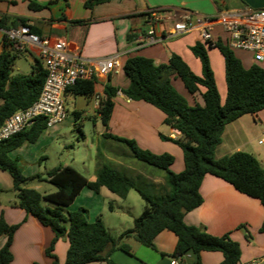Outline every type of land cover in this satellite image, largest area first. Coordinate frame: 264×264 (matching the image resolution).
<instances>
[{
  "label": "trees",
  "instance_id": "1",
  "mask_svg": "<svg viewBox=\"0 0 264 264\" xmlns=\"http://www.w3.org/2000/svg\"><path fill=\"white\" fill-rule=\"evenodd\" d=\"M23 1L33 11L47 8L34 0ZM109 1L86 0L85 7L92 9ZM26 24L29 23L24 18L14 23L15 26ZM30 27L34 33H38L33 26ZM205 45L197 43L192 48L202 63V76H197L176 54L171 56L168 64L156 65L149 58L132 56L122 65L130 81L129 87L122 90L123 94L131 100L156 107L164 114V123L181 133L179 139L163 138L173 141L182 149L184 170L180 173L171 171L174 157L168 153L154 154L141 149L134 140L111 134L104 136L126 146L130 156L143 165L165 172V192L157 190L156 185L144 176L130 177L115 170L99 156L95 180H89L70 166L54 168L44 179L40 176L31 178L45 181L56 188L55 192L41 194L26 187L30 179L23 174L19 159H13L9 154L26 143L36 142L48 128L46 118H38L26 131L0 142V168L8 171L13 179L16 193L14 205L54 232V238L46 249V255L53 260V264H60L54 249L56 242L64 237L69 241L65 264H115L111 259L114 251L132 254L126 240L134 238L141 245L156 250L154 240L164 230L177 236L172 258L181 259L192 252L197 257L196 264H201L202 252H221L224 257L221 264L240 263V244L229 234L214 236L203 227L187 225L184 217L203 203L200 188L206 175L228 182L238 192L259 200L264 206V168L259 160L244 151H236L219 159L216 157L228 124L245 115H258L264 110V67L255 63L246 68L235 50L229 47L227 38L217 41L215 46L208 45L217 48L225 61L227 96L222 104ZM20 56L5 40L0 43V127L9 116L31 106L40 96L45 83L47 71L38 58H34L30 74L12 75V68ZM172 74L183 82L192 96L203 88V104L189 103L175 89ZM95 90L96 81H80L67 93L92 98ZM117 92V88L106 85V96L98 108L104 126H108ZM103 187L122 199L135 190L145 203L141 216L134 220V227L118 237L110 233L101 217L89 222L86 209L67 210L84 188L99 193ZM109 206L110 210H115L113 203ZM20 225H10L3 216L0 217V237L7 235V241L0 249V264L12 263L11 245ZM260 231L264 232V223ZM247 237L251 239V234L248 233Z\"/></svg>",
  "mask_w": 264,
  "mask_h": 264
},
{
  "label": "crops",
  "instance_id": "2",
  "mask_svg": "<svg viewBox=\"0 0 264 264\" xmlns=\"http://www.w3.org/2000/svg\"><path fill=\"white\" fill-rule=\"evenodd\" d=\"M34 1L47 6V8L33 11L28 7V3L23 0H0L2 28L17 27L14 23L18 19L24 18L27 23L37 30L38 33L36 34L41 37L67 40L71 49L78 52L83 58L96 59L119 54L122 65L127 58L132 56L149 58L156 65L168 64L171 56L176 54L188 64L197 76H202V63L194 55L192 48L197 43L205 44L198 32L166 38L163 41L144 47L138 46V38L146 35L148 12L162 9L173 14H182L184 11H189L209 16L218 11L245 7L257 10L264 9V0H110L109 2L95 5L92 9L85 7L86 0ZM3 20H5L4 25ZM155 28L158 37L165 35L164 30L167 26L157 24ZM217 28L213 32L214 38L217 41L225 40L226 37L222 33L223 30ZM2 41L3 33L0 30V43ZM205 46L207 51L217 49L210 48L207 44ZM209 52L208 55L211 58L212 54ZM243 53L250 54L248 52ZM20 54L22 55V53ZM250 57L251 60L248 65L243 63L246 68L255 64L251 54ZM210 63H212V59H210ZM218 63L222 79H225V61L223 56L220 59L218 58ZM259 65L264 67V63ZM177 79L179 78L175 74L171 75L173 84L177 82ZM106 85H111L118 89L116 97L113 98L114 107L112 114L108 126H104L98 113V108L94 105V109L97 112L94 126L99 139L105 138L110 140V142H115L120 148L116 152L111 145L104 146L102 152L99 151L97 153V160L101 156L102 160L115 170L130 177L143 175L156 185L157 190L165 192L167 190L165 172L141 164L123 149V144L106 138L104 135L111 134L119 138L134 140L141 149L154 154L168 153L174 157V163L170 167L171 171L180 173L185 167L183 151L173 141L163 137L179 139L182 136L181 133L164 123L165 116L156 107L143 101L131 100L123 94L122 90L129 87L130 81L122 68L115 74L96 82L95 92H98L102 98L106 96ZM184 88L182 89L186 92ZM203 91L204 89L201 88L196 95L192 96L187 93L184 96L191 104L194 102L203 104L201 96ZM180 94L183 95V93ZM224 94L221 93L220 95L221 102L227 96L226 93ZM246 116H242L226 126L222 143L216 151L218 159L225 155L220 156L217 152L235 138L234 134L238 132V125ZM253 116L258 117L257 115ZM20 148L13 151H17ZM175 165L177 166L175 167ZM96 171L97 167L89 180L96 179ZM8 175H10L8 171L0 168V217L3 216L10 225L21 223L11 245L13 254L11 264H53V260L46 255V249L54 238V232L50 228L42 226L34 216L28 214L24 209L14 205L16 193L12 191L14 190L13 179L11 175ZM200 192L203 197V203L185 215V223L189 226L203 227L214 236L229 234L242 247L239 264H252L255 261L264 264V232L260 231L264 223V206L260 201L238 192L231 184L213 175L204 177ZM6 193L12 195V198H8L5 201L2 197ZM129 195L130 193L127 198L122 199L105 187L99 193L84 188L76 200L67 207V210L74 211L73 208H77V203L82 202L84 205L81 206H85L84 208L88 212V221L92 223L101 217L107 227L103 219L106 204L116 201L115 199L123 202L128 201ZM119 208L124 215L130 213V209L125 210L122 206H119ZM111 212L114 213L116 211L111 210ZM241 226L243 228H240ZM121 228H125L123 223ZM121 230L119 234L124 232ZM248 233L251 234V241L246 238ZM131 239L134 241L132 245L129 243L132 254L122 250L114 251L111 254V259L115 264H171L174 260L178 261V264H196L197 262V257L192 252H188L181 259L171 257L177 244V236L171 231L164 230L156 236L154 240L156 250L139 248L140 246H135L137 245L135 244L136 240L134 238ZM6 241L7 235H2L0 237V249L5 245ZM68 248L69 241L67 237H64L63 240L61 238L56 242L54 254L58 257L60 264H65ZM249 248L250 255H247L246 250ZM223 259L221 252L205 251L200 255L201 264H221ZM89 264L106 263L92 262Z\"/></svg>",
  "mask_w": 264,
  "mask_h": 264
},
{
  "label": "built area",
  "instance_id": "3",
  "mask_svg": "<svg viewBox=\"0 0 264 264\" xmlns=\"http://www.w3.org/2000/svg\"><path fill=\"white\" fill-rule=\"evenodd\" d=\"M146 35L138 38L139 47L155 44L166 38L198 32L201 40L215 46L214 30L221 27L227 34L228 45L233 50L248 52L255 63L264 62V9L238 8L218 11L203 16L184 11L173 14L167 10L155 9L148 12ZM167 26L161 37L156 35L155 26ZM0 30L5 40L18 53H29L44 65L47 75L38 99L28 108L9 116L0 127V142L26 131L38 118H46L48 126L63 123L68 116L66 108L67 91L80 81H96L115 74L122 68L121 56L96 59L83 58L71 49L65 39L41 37L34 33L30 24ZM102 96L95 92L94 101L100 107ZM264 145V131L258 139ZM171 264H178L174 260ZM252 264H260L255 261Z\"/></svg>",
  "mask_w": 264,
  "mask_h": 264
},
{
  "label": "rangeland",
  "instance_id": "4",
  "mask_svg": "<svg viewBox=\"0 0 264 264\" xmlns=\"http://www.w3.org/2000/svg\"><path fill=\"white\" fill-rule=\"evenodd\" d=\"M222 33L227 38V34L224 31ZM208 51L212 54L210 58L212 59L211 67L213 65L212 70L219 93L220 95L221 93L225 95L224 93L227 94L226 82L224 78L222 79L218 63V58H222V55L217 49ZM243 52L235 50L236 56L240 58L243 63L248 65V62L251 60L250 54ZM33 62L34 58L29 55V53L23 52L12 68V75L30 74ZM173 85L179 93H183V96L187 95L188 91L183 87L179 79H177V82ZM180 86L184 88L186 92L183 91ZM225 99L226 98L222 100L223 104L225 103ZM65 102L68 116L64 123L49 126L36 142L26 143L19 150L13 151L10 155L13 159H19L23 174L30 179L26 187L35 189L41 194L55 192L56 188L45 181H39L37 179L31 180V178L40 176L44 179L47 177V173L50 170L61 166H70L89 179L95 173L97 167V153L99 151L102 152L103 147L108 144V146L111 145L116 152L120 148L115 142H110V140H106L105 138L99 139L97 137L96 128L94 126L97 115L94 109V97L87 98L82 95L67 93ZM257 116L256 118L253 115H247L238 125V132L234 134L235 138L225 144L217 152L218 155H229L236 152L238 149L239 151H248V153L254 155L259 162H261L264 168V145L258 144V139L264 131V110ZM123 149L129 153L126 146H123ZM176 166L177 165H175V167ZM14 192H12V194H14ZM8 198H12V195L6 193L2 197L5 201ZM115 200L114 202H108L106 204L103 219L110 233L114 237H118L122 234H119L121 229H124L121 231L125 232L134 227V220L141 216L145 203L140 194L135 190L130 191L128 201L123 202L117 201V199ZM110 203H113L116 212H111ZM77 204V208H73L74 211L80 209L79 207H85L81 206L84 205L82 202ZM45 205H47V203H45ZM119 206H122L125 210L130 209V213L124 215L121 213L122 211H120ZM122 223L125 228H121ZM240 228H243V226ZM246 238L251 241L250 238ZM63 239L64 238H62V240ZM128 240H126V243L132 245V242H134L133 239L129 238ZM135 244H137L135 246H140L139 248L149 250L137 241ZM246 253L250 255V248L246 250Z\"/></svg>",
  "mask_w": 264,
  "mask_h": 264
}]
</instances>
